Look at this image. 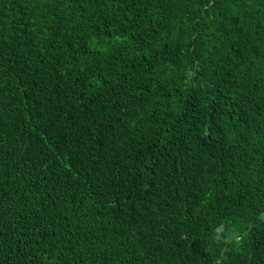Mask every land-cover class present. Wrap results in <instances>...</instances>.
I'll return each instance as SVG.
<instances>
[{
    "label": "trees",
    "instance_id": "obj_1",
    "mask_svg": "<svg viewBox=\"0 0 264 264\" xmlns=\"http://www.w3.org/2000/svg\"><path fill=\"white\" fill-rule=\"evenodd\" d=\"M0 264H264V0H0Z\"/></svg>",
    "mask_w": 264,
    "mask_h": 264
}]
</instances>
